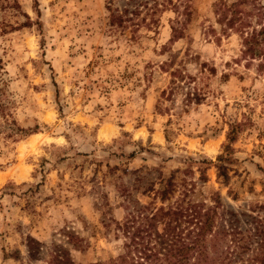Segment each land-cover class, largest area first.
I'll return each instance as SVG.
<instances>
[{
  "label": "rangeland",
  "instance_id": "obj_1",
  "mask_svg": "<svg viewBox=\"0 0 264 264\" xmlns=\"http://www.w3.org/2000/svg\"><path fill=\"white\" fill-rule=\"evenodd\" d=\"M113 1L0 0V264H55L53 243L75 264L115 259L130 244L118 224L182 209L171 236L163 223L143 234L160 249L218 198L216 225L241 240L221 243L217 264L252 260L261 238L240 247L264 225V58L247 47L253 35L264 53V0H189L191 14L169 7L157 28L144 10L138 29L110 26ZM6 120L39 132L8 138Z\"/></svg>",
  "mask_w": 264,
  "mask_h": 264
},
{
  "label": "trees",
  "instance_id": "obj_2",
  "mask_svg": "<svg viewBox=\"0 0 264 264\" xmlns=\"http://www.w3.org/2000/svg\"><path fill=\"white\" fill-rule=\"evenodd\" d=\"M188 1L189 0H115V2L113 1V3L111 2L107 6V9L110 12L109 23L112 27L127 29L131 26L138 29L140 24L138 23L137 19L140 18L143 11L145 10L146 13L142 18V21L146 22L147 17L150 16V22L147 23L146 26L148 28H157L160 22V19H157V16L159 17V15L167 11L169 7L173 10L175 9V12L178 14H180L181 7H184L185 10L182 14H191V6L187 3ZM250 1L252 0H240L238 1V4H248ZM116 2L122 4L116 5ZM236 21L237 19H230L228 21V27L235 28ZM137 29H134V33L138 31ZM173 33L179 34L177 38H182L183 34L174 27ZM251 38L253 41L247 47L249 58L252 61L262 56L264 58V53H262L258 47L259 40L254 38L253 35ZM171 76L173 77V84H176V80H178V78L180 81L184 79L183 72L180 69L171 71ZM54 84L57 86L55 81ZM172 91L173 90H171V92ZM163 93L165 94V92ZM4 124L5 128L11 130L8 138L24 137L29 135V133L39 132V127H35L30 131L22 129L18 126L15 120H6ZM228 138L230 141H234L236 137H231V133H229ZM222 159L223 156H219V165H217V167L220 171L219 175L226 179L227 169L223 167ZM207 163L212 165L211 161ZM200 178L204 182L207 180V177H205L203 173ZM189 186L192 187L188 188ZM193 187V183L187 184L183 194L184 198L191 193ZM175 189L176 186L171 181H168L166 186L160 191L162 203H165L167 200H169V196L175 193ZM220 207H222V205L219 198L215 201L213 206L208 207L203 215L201 213V209L197 210L196 206V210H194L197 216L195 217L197 219V222L195 223L196 227L190 231L185 236V238H182L179 235H174L171 237V239H165V243L168 242V244L164 247L163 244L165 243L162 242L163 244H161L160 249L158 246L152 247L148 243L141 241V239H143V234L147 233L149 229H153L158 223H163L165 224V228H167L164 230L163 234L166 236H171V234L168 232L170 229L174 230L175 228L172 227V222L175 221L180 215L184 216L183 210L175 209L173 207L166 208L161 206L156 209L155 213L152 212L150 215H143L144 212L141 210L138 212L137 216L133 215L131 219L127 220L123 224L117 225L119 230H121L125 236L130 238V244L128 245V250L126 253L115 259L112 258L108 261H101L91 264H217L225 254L224 251H221V243L228 241L230 238L232 239H230L228 242L233 244L238 243L239 240H241V237L240 239L237 238V230L233 228L232 225H216L218 224L216 219L219 216ZM202 216L205 217L204 221L201 220ZM141 218H146L147 223H140V225L137 227V221ZM167 219L169 220L167 221ZM193 233L194 239L189 241L190 238L188 236L192 235ZM209 237H211L210 240H208ZM259 238L261 239L259 240ZM256 239L259 240L257 241L258 243H263L264 246V225L255 227L253 233H248L244 237L246 243L243 244V247H240L243 254L250 251L251 244L254 243V240ZM32 242H34V245L31 246L30 249H36L41 245V243L37 240H33ZM209 242L213 243L211 250L208 246ZM228 249H230V247L227 248V250ZM52 252L54 253L53 261L55 264H75L74 261L68 259L69 251H67L62 245L53 243ZM194 257L195 260L191 261ZM227 258L228 257H226V259ZM230 261L228 264H231ZM220 264H224V262L222 261ZM244 264H264V252L256 255L252 258V260H248Z\"/></svg>",
  "mask_w": 264,
  "mask_h": 264
}]
</instances>
